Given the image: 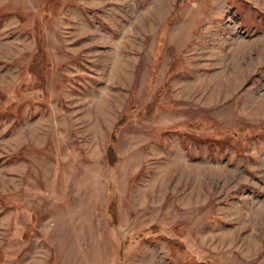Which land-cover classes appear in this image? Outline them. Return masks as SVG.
Returning <instances> with one entry per match:
<instances>
[{
	"label": "rangeland",
	"instance_id": "obj_1",
	"mask_svg": "<svg viewBox=\"0 0 264 264\" xmlns=\"http://www.w3.org/2000/svg\"><path fill=\"white\" fill-rule=\"evenodd\" d=\"M0 264H264V0H0Z\"/></svg>",
	"mask_w": 264,
	"mask_h": 264
}]
</instances>
